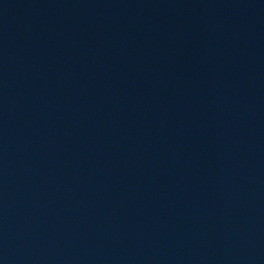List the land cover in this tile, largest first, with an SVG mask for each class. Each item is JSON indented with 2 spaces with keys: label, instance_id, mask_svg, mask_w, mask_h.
Listing matches in <instances>:
<instances>
[{
  "label": "water",
  "instance_id": "water-1",
  "mask_svg": "<svg viewBox=\"0 0 264 264\" xmlns=\"http://www.w3.org/2000/svg\"><path fill=\"white\" fill-rule=\"evenodd\" d=\"M0 264H264V0H0Z\"/></svg>",
  "mask_w": 264,
  "mask_h": 264
}]
</instances>
